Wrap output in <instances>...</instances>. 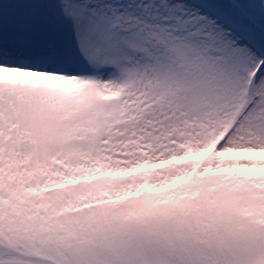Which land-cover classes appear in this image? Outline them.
Here are the masks:
<instances>
[{
  "label": "snow or ice",
  "instance_id": "snow-or-ice-1",
  "mask_svg": "<svg viewBox=\"0 0 264 264\" xmlns=\"http://www.w3.org/2000/svg\"><path fill=\"white\" fill-rule=\"evenodd\" d=\"M0 264H264V0H0Z\"/></svg>",
  "mask_w": 264,
  "mask_h": 264
}]
</instances>
